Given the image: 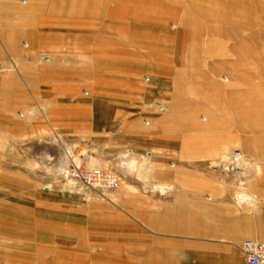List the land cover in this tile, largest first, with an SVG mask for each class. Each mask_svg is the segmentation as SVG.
I'll return each mask as SVG.
<instances>
[{"label":"rangeland","instance_id":"rangeland-1","mask_svg":"<svg viewBox=\"0 0 264 264\" xmlns=\"http://www.w3.org/2000/svg\"><path fill=\"white\" fill-rule=\"evenodd\" d=\"M82 2L98 14L88 18L103 27L104 46L75 48L66 60L97 51L110 65L119 52L138 94L130 127L156 145H119L111 96L97 142L79 113L55 115L44 90L53 51H32L23 38L24 64L0 62V104L14 109L12 129L23 132L0 154V264H246L239 244L264 242V223L255 209L223 205L248 204V180L264 171V0ZM225 61L230 70L218 76L231 95L215 109L207 73ZM69 82L80 101L112 83ZM235 149L243 171L222 170ZM74 167L115 171L119 184L90 185L68 173ZM214 178L235 189L233 201L214 202Z\"/></svg>","mask_w":264,"mask_h":264},{"label":"crops","instance_id":"crops-1","mask_svg":"<svg viewBox=\"0 0 264 264\" xmlns=\"http://www.w3.org/2000/svg\"><path fill=\"white\" fill-rule=\"evenodd\" d=\"M22 1L24 2L23 4L21 3ZM43 1L45 0H0V62H6L7 58L11 56L18 61L17 63L24 64V58H28L22 55L23 46L21 44L23 43V38L27 40L26 44L32 51L37 52L38 49L43 48L52 49L53 55L49 59L47 70L48 87L44 90L49 95L55 115L58 112H63L64 117H67L68 113V115H71L70 113H79L78 116L83 121L85 120V132L88 134V138L95 136L97 142L99 141L98 137L104 134V127L99 126V121L103 117L102 114L104 112L103 97L111 96L112 105L110 110L112 113H117L113 120V130L118 135L119 145H134L135 143L142 148H149L152 144H155L146 138L137 141L135 137L140 138V135L138 136L139 133L130 127L129 118L130 120L133 119L131 113H134V108L132 107L135 104H131V101H135L138 94L132 87L133 82L130 80L131 68L123 64V62L121 63L119 52L114 54L115 57H113L110 65H104L103 60L98 57L101 53L98 54L97 51L91 52L92 58L90 57V59L87 58L77 62L66 60L68 51L71 52L75 48H103V27L95 22L97 18H88L95 14L86 9L82 0H75L71 3L67 2L68 0H46L47 3ZM100 6H102V0ZM117 38H113V42L114 46L119 47V35ZM210 68L212 72L207 74L211 75L212 73L214 77L212 80L217 91L214 93V108L217 109L222 106L225 109L231 91L228 89L229 84L226 80H220L218 75L222 71H229L230 64L226 61L222 62V64L211 63ZM69 70H72V72H69ZM126 70H128L127 77L124 76ZM84 78L111 80V87L95 86L94 97H85L80 101L75 99L80 94L79 90L71 87L69 81L71 79ZM71 117L74 119L75 115H71ZM18 118L13 108L10 109L0 104V154L3 153L4 147L8 145L7 138L9 136H11L10 139L17 140L22 135V130L19 132L12 129L17 120H19ZM154 122H157V120ZM159 143V146L162 147L167 144V140L161 138ZM209 181H212V179H209ZM212 182L214 184L213 199L218 206L223 201L224 204L228 202L227 200L231 199L233 201L235 197V189L233 187H227L226 185L222 187L216 178ZM248 192L252 196V200L248 204L231 202L223 206L255 209L257 222L263 224V170H257L252 173V178L248 180ZM12 233H15L13 229ZM38 241H41L40 238H38ZM36 253H41L40 248L39 250L36 248Z\"/></svg>","mask_w":264,"mask_h":264},{"label":"built area","instance_id":"built-area-1","mask_svg":"<svg viewBox=\"0 0 264 264\" xmlns=\"http://www.w3.org/2000/svg\"><path fill=\"white\" fill-rule=\"evenodd\" d=\"M156 105L160 111L165 109V105L161 100L156 101ZM234 155H231V162L233 167L232 172L239 171L238 162H240L243 156L237 149L232 150ZM237 164V166H235ZM231 171V170H230ZM68 173L72 176H76L77 179L83 180L90 185H99L102 187L111 188L118 184L119 177L115 171L103 170L100 167H93L83 169L80 167L69 168ZM239 247L244 255L246 264H264V242L254 239L245 238L243 239Z\"/></svg>","mask_w":264,"mask_h":264},{"label":"bare ground","instance_id":"bare-ground-1","mask_svg":"<svg viewBox=\"0 0 264 264\" xmlns=\"http://www.w3.org/2000/svg\"><path fill=\"white\" fill-rule=\"evenodd\" d=\"M231 155H234L233 153L232 154H230L225 160L227 161V164L226 163H223L222 161H221V163L223 164L222 166H223V168H222V170H224V171H228V172H230L231 173V171H233V169H232V165H234V164H232V163H230L232 160V158H231ZM241 158H244L243 156L241 157ZM243 163V159H240V162H238V164L239 165H241ZM220 165V164H219ZM231 170V171H230ZM239 171H243V168H241V167H239ZM118 184H119V181H118Z\"/></svg>","mask_w":264,"mask_h":264}]
</instances>
